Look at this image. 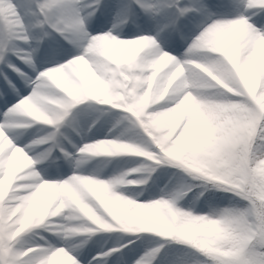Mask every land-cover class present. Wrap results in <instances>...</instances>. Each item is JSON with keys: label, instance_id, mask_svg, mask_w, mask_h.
Masks as SVG:
<instances>
[{"label": "snow or ice", "instance_id": "snow-or-ice-1", "mask_svg": "<svg viewBox=\"0 0 264 264\" xmlns=\"http://www.w3.org/2000/svg\"><path fill=\"white\" fill-rule=\"evenodd\" d=\"M0 264H264V0H0Z\"/></svg>", "mask_w": 264, "mask_h": 264}, {"label": "rangeland", "instance_id": "rangeland-1", "mask_svg": "<svg viewBox=\"0 0 264 264\" xmlns=\"http://www.w3.org/2000/svg\"><path fill=\"white\" fill-rule=\"evenodd\" d=\"M129 163H131L130 165H128L127 167H131V166H133V162L129 159ZM130 178H136L135 176H131Z\"/></svg>", "mask_w": 264, "mask_h": 264}, {"label": "bare ground", "instance_id": "bare-ground-1", "mask_svg": "<svg viewBox=\"0 0 264 264\" xmlns=\"http://www.w3.org/2000/svg\"><path fill=\"white\" fill-rule=\"evenodd\" d=\"M130 162V161H129ZM131 163H128L126 166L130 165Z\"/></svg>", "mask_w": 264, "mask_h": 264}]
</instances>
